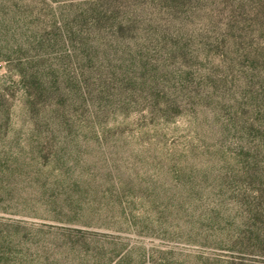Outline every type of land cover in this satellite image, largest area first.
<instances>
[{
	"label": "rangeland",
	"instance_id": "1",
	"mask_svg": "<svg viewBox=\"0 0 264 264\" xmlns=\"http://www.w3.org/2000/svg\"><path fill=\"white\" fill-rule=\"evenodd\" d=\"M0 264H264V0H0Z\"/></svg>",
	"mask_w": 264,
	"mask_h": 264
}]
</instances>
